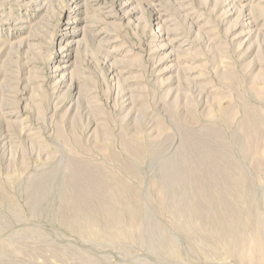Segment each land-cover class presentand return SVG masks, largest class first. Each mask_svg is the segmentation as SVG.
Segmentation results:
<instances>
[{
  "label": "rangeland",
  "instance_id": "rangeland-1",
  "mask_svg": "<svg viewBox=\"0 0 264 264\" xmlns=\"http://www.w3.org/2000/svg\"><path fill=\"white\" fill-rule=\"evenodd\" d=\"M0 264H264V0H0Z\"/></svg>",
  "mask_w": 264,
  "mask_h": 264
},
{
  "label": "bare ground",
  "instance_id": "bare-ground-1",
  "mask_svg": "<svg viewBox=\"0 0 264 264\" xmlns=\"http://www.w3.org/2000/svg\"><path fill=\"white\" fill-rule=\"evenodd\" d=\"M128 2V1H127ZM126 3V2H125ZM74 22H76V20L74 21ZM73 22V23H74ZM167 25V24H166ZM70 47V46H69ZM65 48V47H64ZM67 51H68V54H65L64 56H66V57H71V53L69 52L70 51V48H67ZM60 62H62V61H60ZM68 62V61H67ZM70 62V61H69ZM68 62V63H69ZM60 65V64H59ZM56 66L55 67V70L58 72V71H61V70H64L66 67L64 66ZM54 70V71H55ZM67 70V69H66ZM192 142V141H191ZM191 149V148H190ZM194 150V149H193ZM200 150V149H199ZM209 151V150H208ZM208 156V155H207ZM73 172V171H72ZM75 178V177H74ZM209 179V178H208ZM211 179V178H210ZM73 180V179H72ZM80 186V185H79ZM78 187V186H77ZM215 189V188H214ZM82 190V189H81ZM217 191V190H216ZM218 193V192H217ZM215 194V193H214ZM86 195V194H85ZM223 196V195H222ZM212 197V196H211ZM219 200V199H218ZM223 200V199H222ZM211 201H213V200H211ZM220 201V200H219ZM223 204V203H222ZM224 205V204H223ZM202 206V205H201ZM208 206V205H207ZM200 207V206H199ZM222 207V206H221ZM84 208V207H83ZM227 211H229L228 209H227ZM229 213V212H228ZM225 217V216H224ZM227 219V218H226ZM224 221V220H223ZM228 221V220H227ZM233 223V222H232ZM223 227V226H222ZM232 234V233H231ZM261 258H263V257H261Z\"/></svg>",
  "mask_w": 264,
  "mask_h": 264
}]
</instances>
